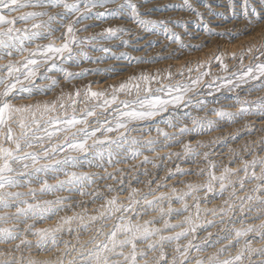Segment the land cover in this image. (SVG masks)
Wrapping results in <instances>:
<instances>
[{
    "label": "snow or ice",
    "instance_id": "1",
    "mask_svg": "<svg viewBox=\"0 0 264 264\" xmlns=\"http://www.w3.org/2000/svg\"><path fill=\"white\" fill-rule=\"evenodd\" d=\"M152 0H0V59L5 57H11L14 53L23 56L25 52L29 55L21 63L20 61L8 60L6 65H0V71L6 69V75H0V207L9 208L11 207V200L15 199L20 204L26 205V207L17 206L16 216H23L25 220L30 218L35 219L39 217L41 220L47 219L49 215H55L61 209L55 207L60 205L64 198L57 197L54 201H44L45 207H41L39 204H30L26 200H20L24 194L21 192H10L7 191L9 188H19L23 184L18 180L19 176L27 174L29 177L37 176V174L45 173L49 171H65L66 180L58 181L56 185L48 184L47 180H44L41 185V192L51 193L56 190H65L66 186L80 185L81 188L85 183H94L93 177L88 173L71 171L68 172L64 168L57 169L56 165L71 166L72 168L79 167L81 161L78 156H73L71 153L87 154L90 148H95L98 145H103L106 141L111 144H116L118 148L124 149L125 145H128L126 151L131 153V157L135 159L141 153L135 146L140 144V141L135 137L130 138L126 133L133 131L129 125L136 121H151L157 116H160L164 112H168L169 107L179 108L180 106H199L198 110H204L206 107V101L197 100L196 104H193L192 96L190 94H196L199 85L203 83L204 77L209 76V71H201L204 67L202 64H197L195 68H187L189 77L187 81L177 82L175 84H164L162 80H171L173 73L169 70L166 75L162 78L157 72L155 75L141 73L139 76H131L128 80L119 84V86H111L112 92L110 98L104 91H93L91 86L88 85L84 89L85 101L94 100V103L90 108L85 107L81 109V115H77V98L80 97V89H76L75 93L68 94L69 103H65L63 94L58 98L57 101H45L43 103L36 104H20L15 103L18 99L31 98L37 92L45 91L44 88H37L34 84L35 79L38 76L40 68L48 65L45 69L46 72L56 71L62 73L66 81L84 76L87 71L97 72V69L83 70L81 72H71L63 65L65 62L80 63V58H86L88 60H103L106 57L93 58L84 51L85 47H92L97 51L108 54L111 52L112 57H117V54L113 51L111 46H105L106 41H119L120 44L127 47L130 45V41L125 39V35H131V30L122 26H110L104 28L101 32L87 36L79 37L78 31H86L88 25H85L82 29H77L76 25L90 19L95 20H108V19H119V20H130L135 24L141 31L150 33L153 35L164 34L170 41L175 43H181L179 34L173 32L169 27V21L167 20H156L149 18L140 11V3L150 4ZM264 2V0H262ZM200 4L214 16H224V12H212V6L208 3V0H200ZM115 5V7H110ZM169 7V6H165ZM177 7V6H171ZM223 7L232 14V17L239 18L242 16L252 22V16H255L257 21H260L262 17L257 12L256 8H250V0H225ZM31 8L39 9L29 12H24L21 15L13 18H9L5 15L7 13L17 12L21 9ZM179 8L184 11H189L195 14L197 18L202 22L204 19V13L199 11L198 7L194 6V0H183V3L179 5ZM59 9V11H50ZM103 9V11H99ZM151 11V9H148ZM47 17V19H44ZM17 21H23L28 27L21 29L16 28L14 25ZM179 26L186 27L181 21H175ZM56 24L58 27H53ZM61 32L60 38L63 43L60 46H56L54 43H49L44 46L37 45L36 49H30L26 47V44H30L39 39H51L53 33ZM203 29L206 33L212 34L213 29L208 25L204 24ZM216 35L223 36L224 33H215ZM238 35V33H237ZM74 47L79 49L78 52L74 51ZM195 47H200L196 45ZM248 54H251L252 49L247 50ZM233 58L235 54H232ZM245 53L240 54L241 64H243V57ZM264 55V53H261ZM119 56H128L127 52L119 53ZM39 57V59H37ZM171 59L172 56L159 57V59ZM137 61H141L142 57L130 58ZM221 65L222 70L227 71V65L224 64L221 57L216 58ZM257 59H259L257 57ZM57 60L60 61L57 64ZM105 73H109L112 69H104ZM195 71L198 75L192 78L191 73ZM180 76L184 75V69H180L177 73ZM236 76V81L228 80L226 84L220 85L221 88H228L229 91L240 88L242 84H247L249 81H260L257 86V90L264 89V62L255 64V66H249L245 71L239 74H233ZM40 78L50 80L51 84L47 86V90H51L58 85L59 81L51 76L41 74ZM159 83L160 87L153 88L151 84L153 82ZM27 82V83H26ZM219 90V89H217ZM124 93L128 96L135 94V99L132 100H119V94ZM143 93V95H142ZM155 93H164L167 98H162ZM235 104L240 107L237 111H228L225 108H213L212 112L219 118V120H226L228 123H235L237 119L250 115H258L264 122V97L258 98L257 101L249 102L247 100H241L239 96L236 97ZM113 105H116L113 108ZM123 105V108L120 107ZM71 109L69 114L68 109ZM99 108L102 111L98 114L96 109ZM113 108L115 115L112 116V120H106L101 122L99 119L96 120L98 127L94 129L89 128V118L103 115L108 109ZM58 109L63 110L62 112ZM114 121V123H113ZM170 127H174L171 120L165 121ZM194 128L189 129L184 127L181 129L182 134L190 132H201L211 131L217 127V123L214 120L202 121L198 118L192 119ZM123 130V131H121ZM264 130V129H262ZM157 132L162 130L157 128ZM103 132L105 134L104 139H93L97 136V133ZM116 132L118 135L115 139H110L107 133ZM58 134H63V141L59 144L52 145L50 148H44V141L51 140L52 137ZM165 137L168 134L163 133ZM89 140H92V144L89 145ZM148 145L154 143L152 140L146 142ZM197 143L204 147L200 141ZM264 143V141H262ZM8 144L9 146H5ZM42 148V152L37 154L36 152H30L28 149L33 147ZM185 154L193 153L200 155L195 152L190 144H184ZM152 150V149H150ZM58 151L65 153L63 159H56L52 164H40V160L47 159L51 154H55ZM204 158L207 159L208 153L205 152ZM112 151L108 152V162H112ZM95 157L103 159L104 153L97 151ZM94 157V158H95ZM25 161H30L27 163ZM145 163L148 162V158L145 157ZM89 166L92 165V160H87ZM119 163V161H117ZM13 164H22V170H17L13 167ZM242 169H233L225 167L221 175L217 176L214 169L215 165L210 163V169L208 171V182L203 185L207 189V192L213 191V182L218 181L221 189V194L227 190V185H233L232 176H237L239 186L244 189L245 180H254L257 183L252 189L253 192L264 191V158H253L251 161L242 160ZM98 167L103 165L98 164ZM259 166L260 173L257 174L255 169ZM32 171L29 172L28 170ZM251 169V172H250ZM243 171L244 176L239 177L238 173ZM203 170H201V173ZM111 175V174H109ZM109 190L111 186H108ZM189 191L182 195H176L175 188L172 189L176 200L183 202L181 209H173L171 207L172 198L167 194L161 193L159 197H155L152 200L144 198L143 204L153 211L157 210L155 205L163 199H168L169 207L167 212L164 208H159L161 218H163V229L157 227H150L156 223L155 220H145L143 223L140 222L139 217L142 215L137 210L136 205L141 203L140 200L136 199L137 189H132L129 194L130 203L125 206L117 203V198L112 197L106 200V206L104 212H101L99 216H91L90 220L95 221L102 217L111 219L116 213H121L117 217L118 222L115 223L112 229L107 232H100V235L104 239H97L96 236L90 237L87 241L81 244V247L73 249L83 258V264H190L189 255L192 249L197 252L203 250V245L212 237V233L208 232L204 240L199 243H193L197 239L196 233L198 229L202 227L199 218V202L197 198L196 207V218L193 219L191 215L185 216L182 222L175 224L170 223L169 219L164 218L171 215L174 211L177 215L182 212H188L189 206L185 201V197L190 196L193 191H198L202 186L188 184ZM69 191L72 189L69 188ZM79 190V189H78ZM33 196L35 195L34 190H31ZM84 194V193H82ZM236 196V189L233 187L230 197ZM103 198V197H100ZM240 200L239 211L244 213L245 211H251V207L246 208V204L256 201L260 206H264V197L259 195H245L238 197ZM224 204L226 207L219 209L220 214L223 217H230L235 211V204L231 200H225ZM261 210H264L262 208ZM215 216L217 210H211ZM129 212L134 215H127ZM107 213V216H105ZM9 217L7 213L0 214V222L7 223ZM80 219L83 222V216H71L61 217L60 221L57 222L54 228H37L33 232L38 237L36 247L44 250L45 247L51 243L55 247L58 243L57 233L64 230L65 225L75 220ZM221 224L225 223L224 219H221ZM185 225H187L185 227ZM208 227H213L214 224L211 221L207 222ZM34 225H26L25 231H31ZM87 230V225H84ZM180 231L173 232L171 235L161 234L164 230L177 229ZM69 231L71 229L69 228ZM234 232L235 244L239 245L236 254L229 255L224 259L220 257L227 251L228 248L232 247V237L230 234L225 235L222 239L227 240V245L220 247L216 252H213L207 257H198L194 264H245L247 258H250L254 252H258L264 255V247L254 248L252 246V240L246 239L250 233H256L261 241H264V220L258 225H247L241 228L232 229ZM22 234H17L12 228L0 227V243L18 240L19 244L15 245L16 250H19L21 244H29L25 238H21ZM122 237V238H121ZM156 239H153V238ZM191 237V239H188ZM186 239L187 243L181 245L179 241ZM79 243V239L77 238ZM174 254L171 259L168 258L165 252L166 244H173ZM141 243L147 244V250L139 247ZM219 243V240L216 241ZM86 245H91V248H87V254L85 255ZM69 244L65 241V254H68ZM127 249V252L124 250ZM148 252H152L153 256L149 260ZM158 253V255H157ZM10 255V254H8ZM116 255L122 257V260H114L112 257ZM0 257H6V254L0 252ZM0 264H21L17 259H0ZM27 264H39L34 259H31ZM43 264H48L47 261ZM59 264H63L61 260ZM69 264H76V258L69 261ZM260 264H264L261 261Z\"/></svg>",
    "mask_w": 264,
    "mask_h": 264
},
{
    "label": "rangeland",
    "instance_id": "2",
    "mask_svg": "<svg viewBox=\"0 0 264 264\" xmlns=\"http://www.w3.org/2000/svg\"><path fill=\"white\" fill-rule=\"evenodd\" d=\"M135 2L139 3L140 0H135ZM224 2L225 0H208V3H210L212 6V12H224V16H214L211 15L200 4V0H194V6L198 7L199 11L204 13V19L202 22L195 16L194 13L184 11L179 8V5L183 3V0H152L150 4L140 3V11L149 18L169 21V27L173 32L179 34L183 47L181 46V43L170 41L164 34L153 35L141 31L130 20L90 19L76 25L77 29H82L85 27V25H88L86 31L77 32L79 37H87L99 33L104 28L110 26H122L128 28L131 30L132 34L125 35L124 38L130 41V45L125 47L120 44L119 41L105 42V46H111L119 58L112 57L111 52L105 54L95 50L92 47H85L84 51H86L89 56L93 58L105 56L106 58L103 60H88L86 58H80L79 64L71 61L65 62L63 66L74 73L81 72L86 69H97V72L95 73L92 71H87L84 76L72 79L70 81H66L63 74L56 72L55 70L52 72H46L45 69L48 65H45L40 68L38 76L34 81V84L37 88H44L45 91L37 92L31 98H27L25 100L18 99L16 101H26V103L22 104H36L43 103L45 101L51 102L57 101L58 98L63 94L65 103H69L68 94H74L76 89H80L81 95L77 98L76 104V114L79 116L82 114L80 111L81 109L85 107L90 108L94 103H97V101L94 100L85 101L84 89L88 85L91 86L93 91H104L110 98L112 92L111 86L118 87L120 83L128 80V78L131 76H139L141 73L155 75L157 72H159L160 76L163 78L167 71L170 70L173 73L172 79H164L162 82L164 84H175L177 82L188 80L189 73L187 72V68H195L197 64H202L204 67L201 68V71H209L210 75L204 77L203 83L199 85L196 94L190 95L192 96L193 104H196L197 100H204L207 102L206 107L204 110H198L199 106L192 107L182 105L179 108H172L170 106L168 112L162 113L160 116L155 117L151 121H136L130 124L129 127L134 130L126 133V135H128L130 138L135 137L140 141V144L135 147L139 149L142 158H140L139 155L133 159L131 157V153L125 150L128 148V145H125L124 149H121L118 148L116 144H111L107 141L103 145L90 148L89 153L87 154V159H85V154L71 153L73 156L79 157V160L81 161V165L79 167L72 168L70 165H56L55 167L57 169L64 168L68 172L76 171L79 173L84 171V173L91 175L93 177L94 183L86 182L82 188L80 185H75L66 186L65 190H56L51 193L41 192V185L44 180H47L48 184L50 185H56L58 181L66 180L67 177L65 176V171L63 170L55 172L49 171L47 174L40 173L37 174V176L32 177H29L27 174L19 176L18 180L23 184V186L20 188H9L7 191L9 190L10 192L23 193L24 195L20 197V200H26L28 203L31 202L30 204L34 205L39 204L41 207H45L43 203L44 201H54L57 197L64 198V200H62L60 205H55V207L61 209L58 213L55 215H49L47 219L43 220H41L39 217L32 219L31 214L30 218L27 220H25L23 216L17 217L15 215L17 206L26 207V205L20 204L15 199L11 200V207H0V214L7 213L8 217H10L5 225L4 222H0V227L3 226L11 228L13 226L12 229L15 233L22 234V237L26 236L25 239L28 242H31V246H29V244H21L19 250H16L15 248V245L20 243L19 239L5 242V244L0 243V252L5 253L7 251L5 253L6 257H0V259H17L21 263L26 264L27 253L30 250L32 253L39 251V248L36 247L38 237L33 234L37 223L52 221V226L48 228H54L57 222L60 221L61 217H70L74 215L79 217L84 215L83 217L87 216L89 218L91 216H99L101 212L105 211V208L102 206H106V200L111 199L112 197L117 198V203L127 206L130 203L128 197L132 189L138 190L136 199L141 201L139 205H136L137 210L140 211L143 216L154 213V220L157 224L161 223V227L163 229V218H161V214L158 209L162 206L165 209V212H167L169 207L168 199L160 200L155 205L157 210L153 211L143 204L144 198L149 199L153 196L152 198L154 199L155 197H159L161 193H164L172 198L171 207L174 210L176 209L174 208L175 204L177 206L180 205L179 207L182 208L183 202L176 200V195H182L183 193L188 192V184L202 186L198 191H193L190 196L185 197L184 202H186L189 206L188 212H182L181 214L177 215L174 211L171 215H168L164 218L169 219L170 222V220H173L178 216L180 219L179 222H182L185 216L191 215L193 219H195V205L197 204L198 198L200 207L199 218L202 227L198 229L197 233L195 234L197 239L194 240L193 243H199L200 241L204 240L208 232H211L213 235L203 245V250L201 252H197L195 249L190 251V264H194L195 260L200 256L207 259L206 257L211 255L213 252H216L220 247L227 245L228 241L222 238L228 234H230V236L233 238L232 244L234 245L228 248L220 258L224 259L227 257V255L229 256V254L233 256L236 254L235 252H237L239 245L235 244L233 235L234 232H232V229L247 226L245 223L249 222H252L253 225H257L256 223L260 224L261 220H264V210H261L264 208V206H260L256 201H253L251 204L245 205L246 208L251 207L252 210L250 212L245 211L244 213H241L239 211L240 200L238 197L245 195H263L262 197H264V191L259 193L253 192L252 189L254 188V185L257 183V181L248 179L245 180L244 189H241L237 176L230 177L233 179V185H227V182H225L227 190L224 191L223 194H221L218 181L213 182L214 186L212 192H207V189L204 188L203 185H206L209 179L208 171L210 169V163L215 165L214 169L212 170L215 172V174H217V176H219L226 166L229 168L234 167L233 169H242V160L251 161L254 157L264 158V143H262V141H264V130H262L264 129V122H262L261 117L258 115H250L237 119L235 123H228L226 120H219V118H217L212 112L213 108L221 107L228 111H237V109L240 107L239 105L235 104L237 96H239L241 100L253 102V106L254 102L257 101L258 98L264 97V89L257 90V86L259 85L260 81H249L247 84H242L240 88L232 91H229L228 88L220 87V85L226 84L228 80L235 82L236 76L233 75L234 73H242L249 66L254 67L255 64L264 62V55H261V53H264V2H262V0H250V8H256L257 12L262 17L260 21H257L255 16L250 17L253 23H249V21L244 19L242 16L234 19L232 14L228 12L225 7H223ZM110 7H115V5ZM148 9H151V11H148ZM34 10L39 9L25 8L12 13H7L5 10V15H8V17L11 19L14 16L17 17L21 15L24 13V11L29 12ZM50 11L55 12L59 11V9ZM99 11H103V9H99ZM18 12L20 14H17ZM44 19H47V17H44ZM175 21H181L186 25V27L177 25ZM204 24H208L213 29L212 34L206 33L204 31ZM28 26L29 25H26L23 21H17L14 25V27L21 29H24ZM53 27H58V25L54 24ZM63 31L64 29H61L60 33H53L51 39H39L30 44H26V47L34 50L36 49L37 45L44 46L49 43H55L56 46H60L63 43V40L60 38L61 32ZM215 33H224V35L220 36L216 35ZM196 45H200V47L197 48L195 47ZM249 48L252 49L251 54H248L247 52ZM74 51L78 52L79 49L74 47ZM121 52H127L128 56H119V53ZM242 52L245 53L243 57V64H241L240 60V54ZM232 54H235L236 58H233ZM28 55L29 54L27 52H25L23 56L14 53L11 57L0 59V65H6L8 60L20 61L22 63L24 59L28 57ZM169 55L172 56L171 59H159L161 56L168 57ZM135 57H142L143 59L141 61H137L135 59L130 60V58ZM217 57H221L223 59L224 64L227 65V71L222 70L220 62L216 59ZM257 57L259 59H257ZM37 59H39V57H37ZM2 61L4 62L2 63ZM59 63L60 61L57 60V64ZM104 69H112V71L105 73L103 71ZM180 69H184L183 76L177 74ZM41 74L51 76L60 82L57 86L49 91L47 90V86L51 84V81L40 78ZM0 75H6V69L0 71ZM197 75L198 73L195 71L191 73L192 78H195ZM261 79L264 80V78ZM151 87L153 90H155V88L160 87V84L154 81L151 84ZM155 94L161 96L162 98H167L164 93ZM118 99L132 100L135 99V94L128 96L124 93H120ZM115 107L116 105H113V108ZM120 107L123 108V105H120ZM113 108L108 109V111L103 115L90 117L89 128L94 129L98 126L96 124L97 119H99L101 122L112 120V116L115 115ZM58 111L62 112L63 110L58 109ZM68 111L69 114H71L70 108ZM96 111L99 114L102 110L97 108ZM193 118H198L199 120L205 122L207 120H214L217 123V127L214 130L201 132L199 134L196 132L187 133L188 135L182 134V128L187 127L192 129L195 127V125L192 123ZM167 120H171L174 127H170L165 122ZM157 128L161 129L162 131L157 132ZM165 131L168 134L167 137L163 135ZM117 135L118 134L116 132L107 133V136L110 139H115ZM104 138L105 134L103 132H99L93 139ZM148 140H152L154 143L148 145L146 143ZM62 141L63 134H58L57 136L52 137L51 140L46 139L44 141V148H50L52 145L59 144ZM197 141H200L205 146L201 147ZM91 144L92 140H89V145ZM184 144H190L195 152L200 153V155H195L193 153L185 154L183 147ZM5 146L7 147L9 145L5 144ZM156 149L158 150L156 151ZM160 150L164 151L163 155L158 154V151ZM28 151L40 154L42 152V148L37 145L32 149H28ZM97 151H102L104 153L103 159L95 157V153ZM109 151H112L113 153L111 164L108 162ZM205 152L209 154L207 159H205L203 155ZM64 155L65 153L63 151H58L55 154L50 153L47 159L42 158L40 160V164H52L56 159H63ZM146 155L148 162L145 164L144 161ZM87 160H92L91 166H89ZM139 160H142V162ZM117 161H119V163H117ZM25 162L30 163V161ZM98 164L103 165V167L96 166ZM121 165L123 166L121 167ZM13 167L17 170H22V164H13ZM201 170H203L202 173ZM28 171L31 172L32 170L29 169ZM255 171L257 174L260 173L259 166L256 167ZM238 176L243 177V171H240ZM108 186H111L112 190H109ZM233 187L236 189V196L230 197ZM69 188L72 190L69 191ZM165 188L166 191L162 192ZM173 188L176 190V195H174L172 192ZM31 190H34V196ZM61 192L62 194H65L62 195ZM149 200L152 199L150 198ZM225 200H231L235 204V211L230 217H223L218 210L222 207H226L224 204ZM211 202L218 203H215L213 206L211 205ZM204 205L210 206L205 209ZM213 209L217 210V214L215 216L211 211ZM120 214L121 213H116L112 219H106L102 217L95 221H92L87 217L84 218L83 222L79 221L80 219H75L70 223V225H65L66 227H64V231L57 233L58 243L55 247H53L49 242L45 249H40V251L48 250L54 252L53 257L58 258L55 264H59L61 260L63 261V264H69V259L72 260V258H76V264H83L84 257L80 256L73 249V246H75L76 249L80 248L81 244H83V242L87 241L92 236H96L97 239L100 240L104 239V237L100 235V232H109L115 222L117 223V217H119ZM127 215L132 216L134 213L129 212ZM105 216H107V213H105ZM221 219L225 220V225L220 223ZM208 221H211L214 226L208 227ZM26 225H34V227L31 231H25ZM84 225H87V230H85ZM186 226L187 225H185V227ZM69 228L71 231H69ZM170 230L173 231L174 229ZM73 233L75 235H73ZM80 237L81 240H79L78 243L77 238ZM153 239L156 238L154 237ZM188 239H191V237ZM246 239L254 240L252 245H254L253 243L257 242L256 245L258 246L254 245V248L259 249L264 247V243L262 244L263 241L259 240L260 237L256 233H250ZM217 240H219V243H216ZM257 240H259V244ZM65 241H67L70 245L67 255L64 254ZM174 243L175 242H173L171 245H165V252L167 253L169 259H171L172 254H174ZM179 243L181 245L186 244L187 240L181 239ZM138 246L147 250L146 243H141ZM86 247L91 248L92 246L86 245ZM86 247L85 255L87 254ZM124 251L126 252L127 249ZM255 253L256 252H254L250 258L246 259L245 264H254L255 262L256 264H259L261 261H264V255H261L258 252L256 254ZM148 256L149 257L147 258L151 260L153 253L148 252ZM117 257L120 258L119 256L114 255L112 259L116 258V260H122V257L120 259H117ZM141 264H143V260H141Z\"/></svg>",
    "mask_w": 264,
    "mask_h": 264
},
{
    "label": "bare ground",
    "instance_id": "3",
    "mask_svg": "<svg viewBox=\"0 0 264 264\" xmlns=\"http://www.w3.org/2000/svg\"><path fill=\"white\" fill-rule=\"evenodd\" d=\"M23 12V11H22ZM25 12V11H24ZM17 14H20L19 12L17 13ZM16 14V15H17ZM15 17V16H14ZM253 23V22H252ZM223 29V28H222ZM219 30V29H218ZM60 33V32H59ZM260 38V37H259ZM263 38V37H262ZM223 39V38H222ZM221 39V40H222ZM59 41V40H58ZM48 42V41H47ZM138 42V41H137ZM193 43V42H192ZM216 43V42H215ZM55 44V43H54ZM229 44V43H228ZM212 52V51H211ZM219 52V51H218ZM135 54V53H134ZM199 55V54H198ZM205 55V54H204ZM206 56V55H205ZM210 57V56H209ZM9 59V58H8ZM207 60V59H206ZM129 61V60H128ZM4 61H2V63H3ZM178 62V61H177ZM1 63V64H2ZM8 63V62H7ZM176 63V62H175ZM184 63V62H183ZM178 66V65H177ZM177 68V67H176ZM213 68V67H212ZM86 79V78H85ZM94 80V79H93ZM60 82V81H59ZM110 82V81H109ZM112 82V81H111ZM115 82V81H114ZM97 86V85H96ZM94 87V86H93ZM94 88H96V87H94ZM102 88V87H101ZM51 94V93H50ZM27 99V98H26ZM38 99H39V97H38ZM25 100V99H24ZM15 102H19V101H15ZM22 104V103H26V101H21V102H19V103H16L17 105L18 104ZM28 103V102H27ZM101 117V116H100ZM168 117V116H167ZM214 117V116H213ZM240 124V123H239ZM259 126V125H258ZM98 127V126H97ZM168 127V126H167ZM139 130V129H138ZM146 131V130H145ZM166 132V131H165ZM152 134V133H151ZM232 134V133H231ZM188 135V134H187ZM207 137V136H206ZM211 137V136H210ZM196 138V137H195ZM207 140V139H206ZM229 141V140H228ZM203 142V141H202ZM239 143V142H238ZM179 146V145H178ZM180 148V147H179ZM158 149H156V151H157ZM164 150V149H163ZM172 150V149H171ZM177 150V149H176ZM155 151V150H154ZM153 151V152H154ZM263 151V150H262ZM251 152V151H250ZM156 153V152H155ZM163 153H164V151H158V154H162L163 155ZM167 153V152H166ZM177 153V152H176ZM145 155V154H144ZM157 155V154H156ZM228 155V154H227ZM235 156V155H234ZM56 157V156H55ZM146 157H147V155H146ZM155 157V156H154ZM248 157V156H247ZM140 158H142L141 157V155H140ZM198 158V157H197ZM260 158V157H259ZM161 159V158H160ZM227 160V159H226ZM136 161V160H135ZM139 161H141L142 162V160H139ZM151 161V160H150ZM168 161V160H167ZM41 162V161H40ZM156 163V162H155ZM146 164V163H145ZM117 165V164H116ZM135 165V164H134ZM185 165V164H184ZM123 165H121V167H122ZM140 166V165H139ZM146 166V165H145ZM145 166H143V167H145ZM151 166V165H150ZM239 166V165H238ZM125 167V166H124ZM158 167V166H157ZM87 168V167H86ZM142 168V167H141ZM183 168V167H182ZM232 168H234V167H232ZM179 169V168H178ZM87 170H89V169H87ZM111 170V169H110ZM113 170V169H112ZM109 171V170H108ZM84 172V171H83ZM176 173V172H175ZM220 173V172H219ZM122 175V174H121ZM132 175V174H131ZM168 175V174H167ZM217 175V174H216ZM189 178V177H188ZM233 180V179H232ZM106 181V180H105ZM51 183V182H50ZM159 183V182H158ZM119 184V183H118ZM139 184V183H138ZM55 185V184H54ZM117 185V184H116ZM148 186V185H147ZM171 186V185H170ZM32 187V186H31ZM20 188V187H19ZM177 189V188H176ZM250 189V188H249ZM21 190V189H20ZM149 190V189H148ZM182 190V189H181ZM206 190V189H205ZM9 191V190H8ZM23 191V190H22ZM166 191V188L162 191V192H165ZM180 191V190H179ZM89 192V191H88ZM149 192V191H148ZM77 193V192H76ZM264 193V192H263ZM61 194H62V192H61ZM63 194H65V193H63ZM62 194V195H63ZM151 195V194H150ZM197 195V194H196ZM71 196V195H70ZM202 196V195H201ZM263 196V195H262ZM153 197V196H152ZM152 197H150L151 199H153ZM155 197V196H154ZM227 197V196H226ZM82 198V197H81ZM123 198V197H122ZM149 198V199H150ZM215 199V198H214ZM64 200V199H63ZM80 200H82V199H80ZM222 200V199H221ZM74 201V200H73ZM206 201V200H205ZM82 202V201H81ZM31 203V202H30ZM215 203H218V202H211V205H213L214 206V204ZM169 204V203H168ZM180 204V203H179ZM208 204V203H207ZM180 206V205H179ZM179 206H177L176 204L174 205V208H176L177 209V207H178V209L179 208H181V207H179ZM210 206V205H209ZM208 205H204V208L206 209V208H208L209 207ZM92 207V206H91ZM162 207V206H161ZM160 207V208H161ZM194 207V206H193ZM100 208V207H99ZM163 208V207H162ZM211 208H213V207H211ZM97 210V209H96ZM159 210V209H158ZM219 210V209H218ZM7 212V211H6ZM78 212V211H77ZM4 213V212H3ZM11 213V212H10ZM156 213V212H155ZM187 214V213H186ZM95 215V214H94ZM258 215V214H257ZM84 216V215H83ZM58 217V216H57ZM69 217V216H68ZM71 217V216H70ZM85 217H87V216H85ZM84 217V218H85ZM154 217H155V214L153 213V214H147L146 216H141V217H139V220H140V222L141 223H143V221H145V220H154ZM184 217V216H183ZM208 217V216H207ZM250 217V216H249ZM10 218V217H9ZM88 218V217H87ZM160 218V217H159ZM213 218V217H212ZM255 218V217H254ZM52 219V218H51ZM89 219V218H88ZM112 219V218H111ZM207 219V218H206ZM32 220V219H31ZM86 220V219H85ZM210 220V219H209ZM257 220V219H256ZM79 221H81V220H79ZM102 221V220H101ZM180 221V219H179V217L177 216V217H175V219H173V220H170V223H173V224H175V223H177V222H179ZM118 222V221H117ZM52 221H44L43 223H37V225H36V229L37 228H48V227H50V226H52ZM81 223V222H80ZM116 223V222H115ZM163 223V222H162ZM83 224V223H82ZM102 224H103V222H102ZM220 224V223H219ZM243 224V223H242ZM246 225H253V223L252 222H249V223H245ZM257 225H258V223H256ZM4 225H5V223H4ZM225 225V224H224ZM255 225V224H254ZM77 226V225H76ZM162 225H161V223H159V224H157V223H155L154 225H150V227H157V228H159V227H161ZM3 227V226H2ZM13 227V226H12ZM11 227V228H12ZM66 227V226H65ZM68 227V226H67ZM71 228V227H70ZM162 228V227H161ZM224 228V227H223ZM239 228V227H238ZM241 228V227H240ZM214 229V228H213ZM23 230V229H22ZM64 231V230H63ZM93 231V230H92ZM106 231V230H105ZM177 231H180V229L178 228V229H174L173 231L172 230H164V231H162V234L163 235H171V234H173V232H177ZM68 232V231H67ZM103 232V231H102ZM24 233V232H23ZM68 234V233H67ZM78 234V233H77ZM83 234V233H82ZM85 234V233H84ZM73 235H75L74 233H73ZM234 235V234H233ZM30 236V235H29ZM63 236V235H62ZM24 237V236H23ZM22 237V238H23ZM26 237V236H25ZM24 237V238H25ZM69 238V237H68ZM83 238V237H82ZM122 238V237H121ZM34 239V238H33ZM37 239V238H36ZM66 239V238H65ZM71 239V238H70ZM79 240H81V237L80 238H78ZM29 240H31V239H29ZM35 240V239H34ZM85 240V239H84ZM252 240V239H251ZM256 240V239H255ZM260 240V239H259ZM259 240H257L258 241V244H259ZM74 241V240H73ZM254 240H252V242H253ZM63 242V241H62ZM224 242V241H223ZM15 243V242H14ZM31 243V242H30ZM264 243V241L262 242V244ZM5 244V243H4ZM65 244V243H64ZM81 244V243H80ZM175 244V243H174ZM254 245H256L257 244V242H255V243H253ZM2 245V244H1ZM147 245V244H146ZM234 245V244H233ZM254 245H252V246H254ZM5 246V245H4ZM3 246V247H4ZM70 246V245H69ZM256 246H258V245H256ZM260 246V245H259ZM263 246V245H262ZM24 248V247H23ZM50 248V247H49ZM87 248V247H86ZM9 249V248H8ZM12 249V248H11ZM216 249H217V247H216ZM29 251V250H28ZM31 251V250H30ZM28 252L27 253V255H26V258H27V261H26V264H27V262L29 261V260H31V259H34V260H36L37 262H39V264H43V262H45V261H47L48 263H51V264H55L56 263V260L58 259V258H54L53 257V253L54 252H51V251H40V249H39V251L38 252H35V253H32V252ZM34 251V250H33ZM57 251V250H56ZM65 251V250H64ZM7 252V251H6ZM5 252V253H6ZM25 252H26V250H25ZM71 252V251H70ZM127 252V251H126ZM232 252H233V250H232ZM231 252V253H232ZM236 253V252H235ZM257 253V252H256ZM255 253V254H256ZM58 254H60V253H58ZM65 254V253H64ZM211 254V253H210ZM57 255V254H56ZM77 255V254H76ZM173 255V254H172ZM230 255V254H229ZM25 256V255H24ZM225 256H226V254H225ZM228 256V255H227ZM68 257V256H67ZM70 257V256H69ZM149 257V256H148ZM201 257V256H200ZM60 258V257H59ZM121 258V257H120ZM120 258H118L117 257V259H120ZM207 258V257H206ZM264 258V257H263ZM11 259V258H10ZM73 259V258H72ZM122 259V258H121ZM61 260V259H60ZM114 260H116V258L114 259ZM69 261H70V259H69ZM257 261V260H256ZM253 262V261H252ZM66 263V262H65ZM77 263V262H76ZM21 264H23V263H21ZM252 264V263H251ZM254 264H256V262L254 263ZM260 264V263H259Z\"/></svg>",
    "mask_w": 264,
    "mask_h": 264
}]
</instances>
